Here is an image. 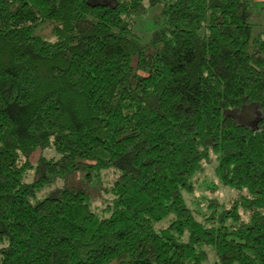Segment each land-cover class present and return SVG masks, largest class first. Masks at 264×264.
Listing matches in <instances>:
<instances>
[{"label":"trees","instance_id":"obj_1","mask_svg":"<svg viewBox=\"0 0 264 264\" xmlns=\"http://www.w3.org/2000/svg\"><path fill=\"white\" fill-rule=\"evenodd\" d=\"M255 5L0 0V264H205L206 249L216 264H264ZM150 12L153 29L135 32ZM249 106L252 126L233 116ZM211 155L238 198L199 222L182 193ZM82 167L117 174L101 211L82 191L35 200Z\"/></svg>","mask_w":264,"mask_h":264},{"label":"rangeland","instance_id":"obj_2","mask_svg":"<svg viewBox=\"0 0 264 264\" xmlns=\"http://www.w3.org/2000/svg\"><path fill=\"white\" fill-rule=\"evenodd\" d=\"M256 5L253 14V23L255 24V32L262 33L264 31V0H254ZM152 13H148L147 16L136 19L132 29L135 32L141 34L142 31L152 30L151 22ZM41 30V31H40ZM39 30L41 36L47 39L53 40L51 37V27L45 26ZM141 36V35H140ZM254 107H247L240 111L234 112L233 116L239 119L241 122L252 124L254 116H256ZM251 123V124H250ZM54 156L53 151L46 149L44 151H36L29 158V162L32 167L35 168L37 160L40 157L50 159ZM216 159L214 156H210L209 160L202 165V172L196 176L193 183V189L191 192L182 193V197L185 205L193 212L197 221H202L203 218L209 216H218L224 209H229L232 203L238 198V193L225 187L215 175ZM117 177V174L112 171H100L94 172L86 167L80 168L79 171L65 178H59L54 180L51 184L44 187L37 193L35 200L45 198L50 192L55 190L67 189L73 191H82L90 199L91 207L96 212L101 211L107 201L111 197L106 194V190L111 186L112 182ZM34 171H29L26 176V182H32L34 179ZM167 223L161 224L160 228L166 226ZM207 261L205 264H216L214 254L206 249Z\"/></svg>","mask_w":264,"mask_h":264}]
</instances>
